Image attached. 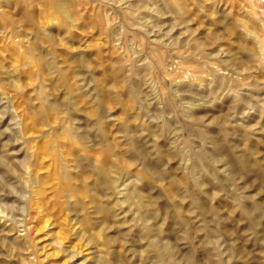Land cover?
Masks as SVG:
<instances>
[{
	"label": "rangeland",
	"instance_id": "374dc122",
	"mask_svg": "<svg viewBox=\"0 0 264 264\" xmlns=\"http://www.w3.org/2000/svg\"><path fill=\"white\" fill-rule=\"evenodd\" d=\"M257 2L0 0V264H264Z\"/></svg>",
	"mask_w": 264,
	"mask_h": 264
},
{
	"label": "bare ground",
	"instance_id": "6f19581e",
	"mask_svg": "<svg viewBox=\"0 0 264 264\" xmlns=\"http://www.w3.org/2000/svg\"><path fill=\"white\" fill-rule=\"evenodd\" d=\"M253 2H256V0H252ZM258 2L257 3H255V5L256 6H258V7H260V8H262V10H263V12H264V0H257ZM62 2V1H61ZM66 4H64V6H65ZM64 9V8H63ZM171 10V9H170ZM173 10V9H172ZM65 12H67V11H65ZM263 14V13H262ZM69 16V15H68ZM262 33V32H261ZM259 48H260V50H261V52H262V54H263V52H264V24H263V34L262 35H260L259 36ZM28 54V53H27ZM257 54V53H256ZM259 54V53H258ZM259 55H261V54H259ZM31 56V55H30ZM32 57V56H31ZM262 58V57H261ZM31 59V58H30ZM210 62V61H209ZM203 72V71H202ZM240 83V82H239ZM135 89V88H134ZM134 92L135 93H137V91H136V89L134 90ZM138 94V93H137ZM255 94V93H254ZM5 112V111H4ZM3 114V113H2ZM2 114H1V116H2ZM66 130H67V128H66ZM73 133V132H72ZM74 134V133H73ZM75 138V137H74ZM104 161H106V160H104ZM108 164L107 163H100L99 165H97L95 168H96V171H97V173H99V174H101V175H99V178H101V176H102V174H104L106 171H108L109 170V165L107 166ZM11 166H13V167H16V165H13V164H11V165H8V169L6 168L4 171L7 173V177H12L11 176ZM20 166L21 167H24L25 168V170H26V172H28V174H30L29 176H27L26 177V179H25V181H24V183L28 186V188L30 189V195H31V199L33 200L34 199V203H35V205H36V203L38 204L39 203V195H40V192H41V187H40V185L38 184V181H37V179L38 178H36L35 176H33V172H34V169L33 168H31V165L29 164V161L26 159V158H24L21 162H20ZM61 168V167H60ZM110 171H112V170H110ZM118 172V171H117ZM84 173H86V172H84ZM85 175V174H84ZM24 176H26V175H24ZM62 176H63V178H67L68 177V173H66V172H62ZM105 177V176H104ZM70 178H71V176H70ZM105 182H106V186H108L109 188H110V186H114V188H118L121 184H118V182L116 181V179H113V178H111L110 179V185H109V179L107 180V179H105V178H102ZM61 180V179H60ZM101 180V179H100ZM100 183H102V180L100 181ZM104 183V182H103ZM124 184V183H123ZM122 184V185H123ZM42 186V185H41ZM14 189V188H13ZM75 189V188H74ZM123 190V189H122ZM70 191V190H69ZM15 192H16V194L17 195H15L16 196V200L18 201V202H21V203H23L24 205L25 204H27V202L25 201V200H23L22 199V196H20L17 192H18V189H16L15 190ZM71 192H73V191H71ZM70 192V193H71ZM117 193V192H116ZM3 195H14L13 193H11L10 191H3ZM71 195V194H70ZM138 196V193H137V191L135 190V188H133V189H130V191L128 192V193H126L125 195H124V197L123 198H121L120 200H119V202H118V204L120 203L121 205L122 204H124L125 202H128L129 200H131V199H134V198H136ZM66 198H68V197H66ZM118 198V197H117ZM22 200H23V202H22ZM67 200H70V197L67 199ZM66 200V201H67ZM29 201V200H28ZM65 201V202H66ZM140 201V200H139ZM32 202V201H31ZM73 202V201H72ZM72 202H71V204H72ZM30 203V202H29ZM77 203V201L75 202V203H73V204H76ZM71 204H70V208H71ZM131 204V203H130ZM139 204V203H138ZM30 205V204H29ZM38 206L39 205H37V208H38ZM73 206H77V204L76 205H73ZM83 206V205H82ZM36 207V206H35ZM96 207V206H95ZM98 207V206H97ZM142 207V206H141ZM21 208H22V206H21ZM36 208V209H37ZM99 208V207H98ZM97 208V209H98ZM107 208H109V207H107ZM144 208V207H143ZM75 209V208H74ZM145 209V208H144ZM20 210V209H19ZM37 210H39V209H37ZM71 209H68V211H70ZM95 210H96V208H95ZM103 210H105L106 211V209H103ZM109 210V209H108ZM115 210V209H114ZM143 210V209H142ZM141 210V211H142ZM15 211V210H14ZM72 211H73V209H72ZM111 210H109L108 212H110ZM10 212H12V211H10ZM21 212V211H20ZM19 211H18V213H20ZM13 213V212H12ZM132 213V212H131ZM144 213V212H143ZM142 213V214H143ZM75 214H76V212H75ZM12 216H13V214H11ZM78 217H79V215H78ZM106 217V216H105ZM103 218V221H104V219H106V218ZM13 218V217H12ZM102 218H100V219H102ZM6 219H8V216H6L5 217V219H4V221H6ZM78 219V218H77ZM131 219H133V217L131 218ZM76 220V219H75ZM79 220V219H78ZM72 221V220H71ZM102 221V222H103ZM106 222V221H105ZM119 223H121L120 221H119ZM75 224H77V222H75L74 223V225ZM83 224V223H82ZM102 224V223H101ZM156 225V224H155ZM73 227V226H72ZM74 228V227H73ZM157 228V227H156ZM82 229V228H81ZM86 229V228H85ZM85 229L83 228V230L81 231L82 232V235H84L85 234V232L86 231H88V230H86L85 231ZM75 232H78L77 230L75 231ZM90 232V231H89ZM78 233H80V232H78ZM159 234V233H158ZM146 235V234H145ZM154 235V234H153ZM88 236V235H87ZM78 238V237H77ZM88 239V242H90L91 244H93L94 246H98V243H99V236H94V235H90L89 237H87ZM111 238V237H110ZM123 238V237H122ZM58 240V239H57ZM163 240V239H162ZM161 239L160 240H156L151 246H152V248H151V250H153V253H154V257L156 258V260L158 261V263L159 264H164V262H165V248H164V244H163V241H162ZM27 241V240H26ZM61 242V241H60ZM59 242V243H60ZM87 242V241H86ZM29 243V242H28ZM103 244V243H102ZM146 244H149V243H146ZM151 244V243H150ZM22 247L23 246H25V245H21ZM93 246V247H94ZM70 247V246H69ZM111 248V247H110ZM110 250V249H109ZM111 251V250H110ZM74 252L75 253H79L80 251H78V250H74L73 251V255H75L74 254ZM168 252V251H167ZM147 253V252H146ZM72 254V253H71ZM73 255H70V257H73ZM95 255V254H94ZM76 256V255H75ZM150 256H152V255H150ZM167 257H169V255L167 256ZM93 258V257H92ZM113 259V258H112ZM112 259H104V257L102 256V255H99V258H98V264H113V262L114 261H112ZM116 259V258H115ZM152 260V259H151ZM156 261V262H157ZM169 264V263H168Z\"/></svg>",
	"mask_w": 264,
	"mask_h": 264
}]
</instances>
